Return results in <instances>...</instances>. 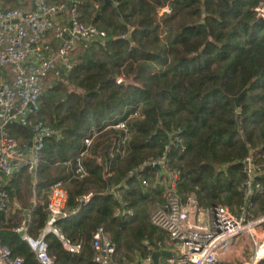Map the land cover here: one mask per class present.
I'll use <instances>...</instances> for the list:
<instances>
[{"label": "trees", "instance_id": "16d2710c", "mask_svg": "<svg viewBox=\"0 0 264 264\" xmlns=\"http://www.w3.org/2000/svg\"><path fill=\"white\" fill-rule=\"evenodd\" d=\"M61 1L105 35L84 42L73 66L44 85L30 124L8 126L22 143L37 123L50 134L33 170L22 166L8 177L0 242L24 264H37L14 230V217L18 212L23 220L34 194L26 234L35 237L45 226L49 188L61 182L65 215L54 225L84 247L70 254L54 233H46L57 264H98L88 243L99 225L116 254L122 250L117 260L133 262L151 256L167 237L147 207L150 197L158 206L166 201L162 178L149 161L164 155L169 168L180 172L181 200L191 196L202 207L219 203L232 210L241 202L242 158L252 153L264 161V20L254 11L260 0ZM165 5L172 12L159 15ZM152 64L162 69H149ZM120 120L124 128H115ZM142 178L155 184L146 187ZM258 180L263 192L252 198L253 214L264 210V175Z\"/></svg>", "mask_w": 264, "mask_h": 264}, {"label": "built area", "instance_id": "2783aa9c", "mask_svg": "<svg viewBox=\"0 0 264 264\" xmlns=\"http://www.w3.org/2000/svg\"><path fill=\"white\" fill-rule=\"evenodd\" d=\"M254 11L264 20V0L259 1ZM159 12L170 14L172 10L165 5ZM62 13H67L65 22L58 20ZM51 32L61 41L52 52L48 41ZM104 35L96 26L80 22L74 5L38 0L35 8H8L0 0V211L7 210L9 205L5 190L9 175L22 166L33 170L43 138L50 134L47 127L37 123L32 137L22 143L21 138L9 132L8 126L30 124L49 73L53 72L55 77L73 66L77 42L93 41ZM124 126L125 120L114 125L119 129ZM84 143L88 145L90 140L85 139ZM165 161L164 155L149 161L153 166L159 164L164 171L159 183L166 201L151 214L152 223L167 234V241L158 242L157 250L170 252L169 256L159 258V264H264V210L252 212V198L263 192L258 178L264 175V161L252 153L242 158L243 178L238 185L241 202L233 210L219 203L202 207L191 196L181 200L176 194L180 172L170 169ZM76 171L83 174L81 165ZM141 183L146 187L155 184L143 178ZM65 201L62 183L52 184L44 228L35 237L26 234L24 222L14 228L17 232L24 230L21 237L29 243L37 264H57L48 252L45 239L48 232L58 237L68 253L78 255L83 251L82 241H71L54 225L65 215ZM125 212L131 214L132 209L126 208ZM115 213H120V209L116 208ZM88 244L93 251L92 261L98 264H153L151 256L138 257L130 263L119 262L116 247L103 225L91 232ZM0 264H24V258L0 242Z\"/></svg>", "mask_w": 264, "mask_h": 264}, {"label": "crops", "instance_id": "0c3cea01", "mask_svg": "<svg viewBox=\"0 0 264 264\" xmlns=\"http://www.w3.org/2000/svg\"><path fill=\"white\" fill-rule=\"evenodd\" d=\"M1 1L5 7H8L12 3L11 0H1ZM37 1L38 0H19V3L21 4L20 7L28 9V8H33L34 6H36ZM158 13H159V15L163 14V13H160L159 11H158ZM58 20L65 22L67 20V13L59 14ZM164 32H165L164 29L159 30L157 32V36L162 37L164 35ZM48 41L50 43L51 52L54 51L55 46L60 43V40L59 39L56 40L54 35L52 34V32L48 36ZM83 44H84L83 41L77 42L76 50L79 49V47ZM150 44L153 45L154 44L153 41H150ZM151 66H152V68H149V69H154L155 67H157L159 70L162 69V67L157 66L155 64H152ZM149 69L147 71H149Z\"/></svg>", "mask_w": 264, "mask_h": 264}, {"label": "water", "instance_id": "95a60500", "mask_svg": "<svg viewBox=\"0 0 264 264\" xmlns=\"http://www.w3.org/2000/svg\"><path fill=\"white\" fill-rule=\"evenodd\" d=\"M106 2H109L110 0H105ZM61 42V41H60ZM57 48V45L55 46V49ZM121 84H129L132 83V81L130 80H121L120 81ZM238 99L239 97L235 98V102L238 105ZM32 131H30V135L29 137H32ZM28 146H31V140L29 139L28 141ZM30 158V157H28ZM154 167L157 169L158 173H159V178L164 176V171L162 170L161 166L159 164L154 165ZM158 184H156L157 186ZM33 207V202H30L28 209L23 211V216H24V224L27 226L29 223V213L31 211V208ZM19 236H22L24 234V230H19L18 231ZM164 255V256H169L170 252L169 251H164V250H153L151 253V260L153 264H159V258Z\"/></svg>", "mask_w": 264, "mask_h": 264}, {"label": "rangeland", "instance_id": "374dc122", "mask_svg": "<svg viewBox=\"0 0 264 264\" xmlns=\"http://www.w3.org/2000/svg\"><path fill=\"white\" fill-rule=\"evenodd\" d=\"M57 3L58 2V0H50V1H48V3ZM61 2H63V1H61ZM14 4H10L9 6H8V8H20V6L19 7H12ZM54 78V73L53 72H50L49 73V75H48V77L46 78V80H45V82H44V85H47V83H49V82H51V80ZM43 85V86H44ZM30 202H33V205H34V194H32L31 195V197H30V200H29V203ZM160 203H158L157 201H152V199H151V197H150V199L148 200V202H147V207H148V211H149V214L151 215L152 213H153V211L158 207V205H159ZM27 209V208H26ZM26 209H24V210H26ZM12 212H13V210H11ZM24 217V216H23ZM23 220H24V218H23ZM22 220V217H20V213H18V212H16V215H15V217H14V221L15 222H18V226L20 225V224H22L24 221ZM164 239H163V241L162 242H166L167 241V237L164 235V237H163ZM121 252H122V250H120V251H117V258H121ZM140 257V256H139ZM132 260H123V261H121V262H125V263H128V262H131Z\"/></svg>", "mask_w": 264, "mask_h": 264}]
</instances>
